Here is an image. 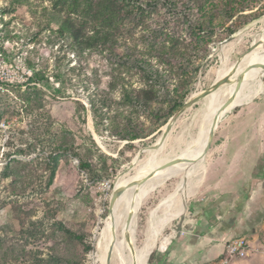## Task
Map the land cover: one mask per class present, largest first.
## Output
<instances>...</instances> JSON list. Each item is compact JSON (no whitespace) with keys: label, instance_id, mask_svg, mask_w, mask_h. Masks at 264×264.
<instances>
[{"label":"rangeland","instance_id":"374dc122","mask_svg":"<svg viewBox=\"0 0 264 264\" xmlns=\"http://www.w3.org/2000/svg\"><path fill=\"white\" fill-rule=\"evenodd\" d=\"M11 1L0 0V264H92L118 180H130L150 156H177L228 95L227 86L241 68L238 62L253 47L256 58L264 56V0H249L248 7L231 19L224 12V0H178L176 10L136 2L117 28L112 54L83 55L60 41L58 21L44 16L42 7L64 10L59 0H28L31 9ZM200 1L207 4L206 11L213 7L214 27L205 31L194 28ZM257 8L254 16L249 14ZM69 16L75 23L80 19ZM237 16L238 26L229 33L227 27ZM128 48L140 51L165 81L166 90L147 109L122 101L124 93L141 97L147 85L127 64ZM160 49H166L162 56ZM39 72L45 76L34 83V73ZM173 97L183 99L174 113ZM123 129L138 138H122ZM236 153L257 161L252 162L251 177H231L228 184L223 175L232 162L224 157ZM79 160L88 166L82 168ZM245 166L239 161L238 171ZM184 176L168 178L142 200L135 216L137 247L147 235L150 211ZM225 186L255 192L253 203L262 206V216L246 238L249 252L264 264V75L251 100L217 122L199 172L186 180L169 208L183 202V211L162 227L150 254L161 250L163 239L172 238L187 206L213 207L227 201L220 192ZM166 211L160 206L157 219ZM60 224L80 238L66 237Z\"/></svg>","mask_w":264,"mask_h":264},{"label":"bare ground","instance_id":"6f19581e","mask_svg":"<svg viewBox=\"0 0 264 264\" xmlns=\"http://www.w3.org/2000/svg\"><path fill=\"white\" fill-rule=\"evenodd\" d=\"M261 63H264V56L256 58L254 47L245 54L244 58L238 62L241 65L239 72L227 86L228 95L214 108L212 113L210 112L211 114L209 113V116L206 115L207 117L202 120L197 129L196 135L191 138L188 145L177 156L164 158V160L156 157L154 153L155 155L150 156L149 160L141 165L130 180L125 182L118 180L113 190L120 193L109 208L98 236L96 235L92 264H147L148 257L152 252V242L158 237L162 227L183 211V202L171 211L169 208L175 195L184 191L186 180L199 172L205 157L202 156V152L213 120L218 118L219 121L237 105L251 100V96L257 91L259 79L264 75V70L255 66ZM221 75L222 73L218 76ZM238 77H243V79L240 87L236 88ZM231 96L233 100L224 110L221 109L225 101ZM161 148L158 149V152ZM180 175L185 176L176 190L169 197L163 198L150 211L151 221L147 235L142 245L137 247L135 216L142 200L168 178L179 177ZM144 179L146 180L144 181ZM162 205L166 206L168 211L161 219H157V209ZM169 243L168 238L163 239L160 248L165 249Z\"/></svg>","mask_w":264,"mask_h":264},{"label":"trees","instance_id":"16d2710c","mask_svg":"<svg viewBox=\"0 0 264 264\" xmlns=\"http://www.w3.org/2000/svg\"><path fill=\"white\" fill-rule=\"evenodd\" d=\"M227 4L225 5L224 12L228 19L233 18L238 12H243L244 9L248 7L249 0L238 1V0H224ZM28 0H12L11 3L17 7H26L31 9L28 5ZM64 7L62 11L58 10L59 13L55 11H48L47 7H42L44 16L48 21H58L57 27V37L60 41L68 44L72 51L80 53L81 55L90 52H104L105 54H112V50L117 42V28L122 24L125 16V12L130 4L138 2L139 4H145L147 8H156L158 6H172V10H176L180 7V2L178 0H59ZM245 2V3H244ZM10 3V5H11ZM165 4V5H164ZM207 4L200 1L199 4L195 6L197 12H200L199 21L194 25V28L198 31H205L206 28L214 27L212 23L211 13L213 7L211 6L208 11L205 10ZM260 8V7H258ZM252 10L249 14L255 15L257 10ZM222 10V9H221ZM6 9H3V13ZM65 13V16L61 12ZM74 14L80 19L75 23L69 15ZM240 16L244 17L245 14ZM2 17V15H1ZM235 22H238V16L233 19L230 25H228L227 30L229 33H233L235 28L238 26ZM200 34V32L198 33ZM37 34L35 33V36ZM33 38V37H31ZM153 49V48H152ZM157 50V49H153ZM166 49H160L157 51L158 55H163ZM127 64L134 68L138 74L145 80L146 87L142 90L141 97L130 96L127 93L123 94L122 101L127 104H133L135 106L147 109L150 107L151 102L154 98L158 97L159 94L164 92V78L162 76L161 70L156 66L154 67L151 63L144 58L141 52L135 49L128 48L126 51ZM43 72L34 73L36 77L33 81L37 83L44 77ZM168 95L170 94L167 90ZM175 92L174 90L172 93ZM167 95V96H168ZM169 102L171 97H166ZM183 103V99H178L173 97L171 112L174 113ZM91 112L93 117H95L96 109L91 105ZM166 119L162 122V125L166 123ZM125 132V133H124ZM122 138H126L128 141L135 140L138 138L136 133L131 131H126L123 129ZM80 166L82 168L87 167L88 163L79 160ZM53 172L50 173V178ZM60 230L69 238H80L70 229L60 224ZM89 248V247H88ZM152 254L148 258V263L150 262Z\"/></svg>","mask_w":264,"mask_h":264},{"label":"crops","instance_id":"0c3cea01","mask_svg":"<svg viewBox=\"0 0 264 264\" xmlns=\"http://www.w3.org/2000/svg\"><path fill=\"white\" fill-rule=\"evenodd\" d=\"M224 159L232 162V166L229 165V169L223 175L228 184L231 177H251L250 168L255 167L252 162L257 161L253 156L242 158L237 153ZM239 161L245 163L248 168L241 167L238 171ZM255 176V178L260 177ZM225 188H220V192L227 201L218 202L213 207L211 203H193L187 206L185 215L174 227L175 235L169 239L170 243L164 250H157L148 264H215L223 255L224 242L233 237H246L260 220L262 206L254 205L253 190L244 193L238 189V186H225ZM258 263V254L252 252L244 258H233L228 262V264Z\"/></svg>","mask_w":264,"mask_h":264},{"label":"built area","instance_id":"2783aa9c","mask_svg":"<svg viewBox=\"0 0 264 264\" xmlns=\"http://www.w3.org/2000/svg\"><path fill=\"white\" fill-rule=\"evenodd\" d=\"M173 235H175V233ZM248 252L249 243L247 238L245 236L233 237L224 242L223 255L217 260L215 264H228V262L233 258L246 257Z\"/></svg>","mask_w":264,"mask_h":264},{"label":"water","instance_id":"95a60500","mask_svg":"<svg viewBox=\"0 0 264 264\" xmlns=\"http://www.w3.org/2000/svg\"><path fill=\"white\" fill-rule=\"evenodd\" d=\"M256 67H259L261 68L262 70H264V63H261V64H257L255 65ZM242 79L243 77H238V80H237V83H236V88H239L241 83H242ZM232 96L229 97L225 103L222 105L221 109H225L226 106L232 101ZM186 104V103H185ZM177 115H175L174 117H172L164 126V131H166L169 127V125L171 124V122L174 120V118L176 117ZM218 122V118H215L212 122V125H211V128L209 130V133H208V138H207V142H206V145L204 147V150L202 152V156H205L206 152L208 151L209 147H210V143L212 141V137H213V132H214V129L216 127V124ZM147 179V178H146ZM144 179V181L146 180ZM119 191H115V190H112V193L110 195V201H109V208L113 205L115 199L118 197L119 195Z\"/></svg>","mask_w":264,"mask_h":264}]
</instances>
